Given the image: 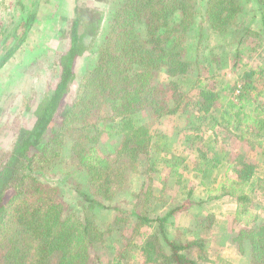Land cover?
<instances>
[{
  "label": "rangeland",
  "instance_id": "1",
  "mask_svg": "<svg viewBox=\"0 0 264 264\" xmlns=\"http://www.w3.org/2000/svg\"><path fill=\"white\" fill-rule=\"evenodd\" d=\"M60 1L63 2V9H54ZM7 2L8 0H0V61L9 56L0 68V169L18 131L31 129L35 122L34 108L42 98L52 93L58 82L59 58L65 52L68 40L58 35L62 27L61 20H57L56 16L60 15V11H67L65 8L72 10L75 5H80L95 12L93 22H97L99 16L102 17L96 43L75 60L72 90L63 98L64 103L73 107L79 99L86 77L98 63L99 48L106 38L110 23L109 12L117 0H52L53 5H49L51 0H14L12 4ZM22 2L28 5V9L20 15L19 7ZM207 2L208 0H188V4L192 6L194 23L190 25L189 32L185 31L186 34H176L181 37V44L187 45L185 59L189 66L186 74L170 78L162 69L155 81L157 87L165 89L162 93H157L159 105L168 110L174 109L171 95L173 88L168 86L170 81L176 82L178 92L186 96L184 102L179 104L175 114L153 113L148 109L150 107L137 111L139 117L135 120L138 124L147 126L152 135L148 152H139L135 166L130 157L115 163L122 174V181L120 186H111L110 190L116 192L109 201L105 202L101 194L93 195L104 204L109 202L123 212L120 213L121 218H117L119 214L111 209L94 210L98 226L102 231L109 229L110 232L93 249L92 260L99 261L95 264L113 260L117 256L116 250H123L126 246V259L122 264H145V259L134 246L142 239L141 233H151L157 228V224L151 228H135L134 219L130 215L134 212H144L149 217L156 218L177 209L174 216L167 220L165 230L171 238L178 236L177 239L184 243V230L197 213L201 214L205 205L211 206L210 209L223 218L215 226L223 230L229 226L232 238L237 235L234 230L264 225V199L260 193H249L247 187H244L243 192L248 196L249 203L240 224L234 221L239 203L234 197L224 195L232 185L231 182L236 180L232 169L227 172L225 170L230 159L235 160V163L240 160L252 163L255 166L253 178L264 180V146L257 147V142L264 143V131L255 135L249 122L243 123L239 130L232 126L227 129L226 123L220 119L218 127L212 133V123L203 122L197 108L190 105L185 108L186 102L193 103L199 80H204L206 88L216 92L227 85L221 95L230 98L238 76L250 68L257 72L252 79L257 93H260L254 101L255 106L264 112V70L260 73V69L264 68V27H261L259 17L252 20L254 14L264 15V4L262 3V10L259 11V0H241L244 12H240L224 32L215 33L208 28L205 20ZM48 16L54 21L49 20ZM72 17L73 13L69 19ZM29 18L30 23L27 22ZM247 25L249 33L243 35ZM101 101L85 117L86 129L82 131L83 124L72 123L69 119L61 123L60 118L55 116L49 129L60 128V156L45 165L46 170L41 169V173H36L43 184L57 188L55 195L62 202L64 212H76L80 218L86 211L81 208V203H77L81 192L92 194L94 191L87 182L86 173L78 158L73 156L72 145L77 142L79 134L87 133L88 137L96 135L97 142L92 146L96 148L98 156L104 157L115 156L123 142L116 130L105 128V124H114L117 120L113 118L116 116L115 111L110 108L113 104L111 98L105 96ZM156 147L159 149L156 150ZM219 150H223L226 157L217 163L220 159ZM203 153L206 159L202 158ZM172 156L176 158L174 162ZM207 160H210L212 166H216L212 169L211 176L204 178L203 173L197 170L202 169L204 166L201 163L208 162ZM169 162L172 163L168 165ZM33 170L35 172L37 167ZM82 203L85 204V201ZM203 220L200 223L202 228ZM192 227L194 228L193 223ZM218 234H221L220 231ZM222 235L225 243L232 240L229 235ZM210 240L207 248L205 242L201 254L207 256L210 251L212 264H224L218 262L211 247L214 239ZM247 245L244 241V251L250 255ZM201 254L197 250L186 253L199 264H211L207 257L199 259Z\"/></svg>",
  "mask_w": 264,
  "mask_h": 264
},
{
  "label": "trees",
  "instance_id": "2",
  "mask_svg": "<svg viewBox=\"0 0 264 264\" xmlns=\"http://www.w3.org/2000/svg\"><path fill=\"white\" fill-rule=\"evenodd\" d=\"M262 3L264 0H259V11L262 10ZM191 7L188 0H117L109 12L110 23L106 38L99 48L98 63L86 77L79 99L73 107L64 103L63 98L72 90L75 60L96 43L102 17L99 16L97 22H93V10L75 5L73 17L64 19L58 35L67 39L68 43L59 58L58 82L52 93L42 98L34 108L35 122L31 129L18 131L0 169V264L99 263L91 258L93 249L110 232L109 229L102 231L98 226L95 211L111 209L119 214L117 218H121L120 213L123 212L109 202L104 204L93 195L101 194L105 202L109 201L116 192L110 190L111 186H120L122 181V174L115 163L130 157L135 166L139 152H148L152 135L147 126L135 120L139 117L137 111L150 107L148 109L153 113L175 114L179 104L184 102L186 96L178 92L176 82L170 81L168 86L173 88L171 95L174 109L168 110L159 105L157 93L165 89L157 87L155 81L162 69L170 78L186 74L189 66L185 59L187 45L181 44V37L176 34H186L185 31L194 23ZM242 7L241 0H208L205 9L208 28L215 33L224 32L228 25L233 24L237 15L244 12ZM257 17L263 28L264 15L254 14L252 20ZM244 29L242 34L247 35L250 28L247 25ZM8 57L0 61V68ZM260 70L262 73L264 68ZM255 74L257 72L250 68L244 70L238 76L230 98L221 95L227 85L216 92L206 88L204 80H199L193 103L186 102L185 108L187 105L197 108L201 120L212 123V133L222 119L227 129L232 126L235 130L249 122L253 126V133L258 135L264 131V112L254 102L260 95L252 79ZM105 96L111 98L113 104L110 108L116 114L113 118H117L116 123L105 124V128L116 130L123 142L115 156L104 157L98 156L96 148L92 146L97 142L96 135L88 137L87 133L79 134L77 142L72 145L73 156L78 158L87 182L94 191L92 194L81 192L77 203H81V208L86 211L80 218L76 212H64L62 202L55 195L57 188L43 184L36 173H41V169L46 170L45 165L60 156V128L49 129L55 116L60 118L61 123L69 119L72 123L83 124L81 131L85 130V117L95 110V104L102 102ZM212 136L216 137L214 134ZM262 145L263 142H257V147ZM219 152L217 163L226 157L223 150ZM171 158L173 162L176 159L173 156ZM202 158L206 159L205 153ZM207 161L201 163L204 166L202 169L197 170L203 173L204 178H209L216 166H212L210 160ZM233 161L230 159L225 170L227 172L232 169L236 180L231 182L232 185L224 195L234 197L239 203L235 221H241L249 203L248 196L243 192L244 187H247L249 193H260L264 199V180L253 178L255 166L252 163ZM36 167L37 170L33 172ZM176 211L173 209L156 218L144 212L130 213L135 228H151L157 224L151 233H141L142 239L134 246L145 259V264H197L186 253L197 250L201 254L205 241L200 239L183 244L168 238L165 225ZM206 221L209 222L205 225ZM210 223V216L202 221L207 229ZM244 241L248 244L250 264H264V225L241 229L232 238L240 253H244ZM119 249L116 250L117 256L105 264H122L126 259L127 246L123 250ZM166 249L169 254L165 252ZM201 258L206 259V256L201 254Z\"/></svg>",
  "mask_w": 264,
  "mask_h": 264
},
{
  "label": "crops",
  "instance_id": "3",
  "mask_svg": "<svg viewBox=\"0 0 264 264\" xmlns=\"http://www.w3.org/2000/svg\"><path fill=\"white\" fill-rule=\"evenodd\" d=\"M13 1L14 0H8L7 4H12ZM49 5H53L52 4V0H51V2H49ZM63 7H64L63 6V2L60 1V4L58 6L56 5L54 9H59L60 10V9H63ZM19 9H20V15H23L22 12H24L25 10L28 9V5L24 4V2H22L20 4ZM42 10L46 11L45 9H42ZM65 10H67V11H60V15L56 16L57 20H59V19L61 20L60 21L61 22V26L64 23V19H69L70 18L71 13H73L74 7L72 8V10H68L67 8H65ZM51 18L52 17L48 16L49 20L54 21V20H52L53 18L52 19ZM210 207L211 206H206L205 205V207L202 208L201 214L197 213V215L192 218L193 221L190 222V224L186 227V229L183 232L185 234V236H186L185 237L186 243L201 239V240L206 242L205 247L207 248V244L210 243L211 242L210 239L213 238L214 239L213 243H212V245L211 244L210 245H211V247H213V252H215L217 257H218L217 258L218 262H223L224 264H250V255L248 253H246L245 251H244V253H240L238 248L236 247V245L232 244V240H230L228 243H225V241L223 240V237H222L223 235L222 234H224L225 236L229 235V237L232 239V237H231L232 231L229 228V226L226 227V230H223V228L219 229L218 227L215 226L216 223H218V221H220V220H223V218L220 217L219 215H217L216 212L211 210ZM173 216L174 215H172V217ZM208 216L211 217V225H210V227L208 229H204V228L200 227L201 226L200 223H201V220H203L204 218H207ZM235 222H237L238 224L241 223L240 221H235ZM192 223L194 225V228L192 227ZM233 229H234V227H233ZM219 231H220L221 234H218ZM234 231L236 233L239 232V231H236V230H234ZM177 237L178 236H174V238H171L168 235V238L171 239V240L175 239V240L178 241L179 239H177ZM179 241H181V240H179ZM181 243L184 244V241H181ZM165 252L167 254H169V250L168 249H166ZM211 253L212 252L208 251V255L206 257L208 258V263L210 262L212 264V261H210L212 259V256L209 255ZM194 261L197 264H199V262L197 260H194Z\"/></svg>",
  "mask_w": 264,
  "mask_h": 264
}]
</instances>
